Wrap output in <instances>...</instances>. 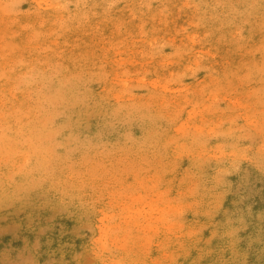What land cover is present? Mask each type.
<instances>
[{
  "label": "rangeland",
  "instance_id": "obj_1",
  "mask_svg": "<svg viewBox=\"0 0 264 264\" xmlns=\"http://www.w3.org/2000/svg\"><path fill=\"white\" fill-rule=\"evenodd\" d=\"M0 264H264V0H0Z\"/></svg>",
  "mask_w": 264,
  "mask_h": 264
}]
</instances>
